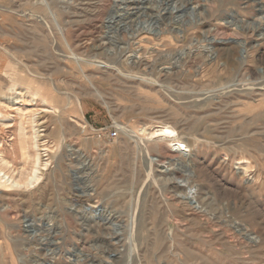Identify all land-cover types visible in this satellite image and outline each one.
Masks as SVG:
<instances>
[{
    "label": "rangeland",
    "instance_id": "obj_1",
    "mask_svg": "<svg viewBox=\"0 0 264 264\" xmlns=\"http://www.w3.org/2000/svg\"><path fill=\"white\" fill-rule=\"evenodd\" d=\"M55 1L0 0V159L11 173L0 174V264H264V245L249 249L226 227L247 224L264 244V0ZM220 38L239 43L208 42ZM138 52L144 67L128 68ZM25 89L50 106L17 99ZM35 108L47 165L26 186L15 182L33 151L19 147L18 128ZM162 124L190 143L194 170L161 164L129 137ZM112 129L117 141L100 137ZM190 170L204 213L175 197ZM211 214L225 226L208 225Z\"/></svg>",
    "mask_w": 264,
    "mask_h": 264
},
{
    "label": "bare ground",
    "instance_id": "obj_2",
    "mask_svg": "<svg viewBox=\"0 0 264 264\" xmlns=\"http://www.w3.org/2000/svg\"><path fill=\"white\" fill-rule=\"evenodd\" d=\"M55 1V0H54ZM66 1V0H65ZM119 1V0H118ZM137 1V0H136ZM142 1V0H141ZM56 2V1H55ZM61 2V0L59 1ZM64 2V1H63ZM170 2V1H169ZM187 3V2H186ZM49 4V3H48ZM118 7V6H117ZM63 8V7H62ZM86 8V7H85ZM88 8V7H87ZM120 8V7H119ZM122 8V7H121ZM150 9V8H149ZM179 10V9H178ZM8 11V10H6ZM73 13V12H72ZM95 13V12H94ZM101 13V12H100ZM174 13V12H173ZM122 14V13H121ZM171 14V13H170ZM116 15V14H115ZM260 17L264 18V14H263V11H260ZM114 17V16H113ZM238 17V15H237ZM240 17V16H239ZM236 18V17H235ZM154 19V18H153ZM200 19V17H199ZM72 20V19H71ZM87 20V19H86ZM57 21V20H56ZM176 21V20H175ZM146 22V21H145ZM139 23V22H138ZM176 24V23H175ZM116 25V24H115ZM133 25V24H132ZM263 25V24H262ZM120 26V24H119ZM68 27V26H67ZM61 28V27H60ZM237 28V27H236ZM261 29V28H260ZM216 30V29H215ZM219 30V29H218ZM138 31V30H137ZM252 31V30H251ZM132 32V31H131ZM160 32V30H159ZM178 32V31H177ZM239 32V31H238ZM88 33V32H87ZM90 33V32H89ZM181 33V32H180ZM220 34V33H219ZM77 37V36H76ZM130 38V37H129ZM259 40H264V25L262 26V30L261 32L259 33ZM178 39V38H177ZM119 40V39H118ZM122 40V39H121ZM120 40V41H121ZM144 40V39H143ZM205 41V40H204ZM127 42V41H126ZM208 42H210L211 46L212 44L214 43H218V44H228V43H234V44H237L239 43V41L237 39H233V38H230V39H223V38H220L219 40L217 39H210L208 40ZM141 44V43H139ZM143 44V43H142ZM241 45H243V47H246V42H241L240 43ZM239 44V45H240ZM120 45V44H119ZM147 45V44H145ZM144 45V46H145ZM192 45V44H191ZM140 47V46H139ZM199 47V46H198ZM202 47V46H201ZM73 49V48H72ZM210 50H212V48H209ZM244 49V48H243ZM246 49V48H245ZM3 50V48H2ZM6 50V49H5ZM4 50V51H5ZM141 50V49H140ZM151 50V49H150ZM139 51V50H138ZM152 51V50H151ZM134 52V51H133ZM137 52V51H136ZM140 52V51H139ZM134 53L133 55H129L126 59V62H125V65L128 67V68H132V69H140V67L144 64V60L141 61L140 64H136L134 65V60L135 59H138L139 58V54L140 53ZM148 52V51H147ZM161 52V51H160ZM184 52V51H183ZM213 52V51H212ZM152 53V52H151ZM159 53V51H158ZM150 54V53H149ZM160 54V53H159ZM165 54V53H164ZM187 54V53H186ZM213 54V53H212ZM141 55V58L143 57L142 54ZM148 55V53H147ZM151 55V54H150ZM166 55V54H165ZM181 55L182 54H179L180 58H181ZM8 59L11 60L12 62H10V64L12 66H10L11 68V74L9 75V83L11 85H17L21 78H20V73L17 72V70H15L16 68L14 67L15 66V61H18L20 62L14 55H7ZM147 57V56H146ZM162 57V56H161ZM217 57V54L214 53L212 55V60H215ZM76 58V57H75ZM78 58V57H77ZM76 58V60H77ZM140 58V59H141ZM142 60V59H141ZM95 61V59H94ZM2 62H6V59L3 57V56H0V63L2 64ZM131 62V63H130ZM138 63V62H136ZM168 63V62H167ZM111 64V63H110ZM170 64V63H168ZM131 65H134V66H131ZM164 65V64H162ZM108 66H109V63H108ZM113 64L111 65V68H112ZM106 67V66H105ZM117 67V66H116ZM115 67V68H116ZM144 67V65H143ZM146 67V66H145ZM165 67V66H164ZM171 67V66H170ZM107 68V67H106ZM110 68V69H111ZM114 68V69H115ZM113 69V70H114ZM118 69V68H117ZM167 69V67H166ZM181 69V67H180ZM112 70V69H111ZM120 70V69H119ZM161 70L163 71L164 69L161 68ZM160 70V71H161ZM116 71V70H115ZM120 72V71H119ZM121 73V72H120ZM162 73V72H161ZM151 74V73H150ZM113 75V74H112ZM132 75V74H131ZM135 76V75H134ZM148 78V77H147ZM119 80V78H118ZM134 80V79H133ZM122 81V80H121ZM141 81V80H140ZM1 85V84H0ZM243 84H236V85H231L229 88H233L234 91H242L243 87H242ZM131 86V85H130ZM135 86V85H134ZM139 86V85H137ZM136 86V87H137ZM141 86V85H140ZM160 87V86H159ZM202 87V86H201ZM178 88V87H177ZM143 89V87L141 88ZM164 89V88H163ZM162 89V90H163ZM250 89V88H249ZM26 91L22 90L18 97H16L17 99H25L26 97L27 98H30V102L31 104H34V105H37L38 101L40 102V104H45L47 106H50L49 105V102L47 99L43 98V95L41 94V92L39 90H35L33 93H30L27 89H25ZM96 90V89H95ZM147 90V89H146ZM152 90V89H151ZM154 90V89H153ZM168 90V89H167ZM176 90V89H175ZM171 91V89H170ZM96 92L101 96V93H99L98 90H96ZM166 92V91H165ZM175 92V91H174ZM142 93V92H141ZM144 93V92H143ZM149 93V92H148ZM152 93V91H151ZM167 93V92H166ZM165 93V94H166ZM170 93V92H168ZM206 93V92H205ZM163 94V92H162ZM172 94V93H171ZM225 94L224 92H222V95ZM206 95V94H205ZM151 96V95H150ZM159 96V95H158ZM161 96V95H160ZM168 96V95H167ZM204 96V95H203ZM202 96V97H203ZM209 95H207L208 97ZM212 97H214L212 94L210 95ZM148 97V96H147ZM211 97V98H212ZM163 98V97H161ZM206 98V97H205ZM1 99V98H0ZM3 101H5L7 103V105H12V102L13 100L9 99L8 97L5 98L3 97L2 98ZM103 99V98H102ZM153 99V98H152ZM215 99V98H214ZM190 100V99H189ZM204 100V99H203ZM208 100V99H207ZM206 100V101H207ZM2 101V100H1ZM160 101V100H159ZM164 101V100H163ZM194 101V100H193ZM165 103V101H164ZM192 103V102H191ZM197 103V102H196ZM200 103V101H199ZM3 104V102H2ZM166 104V103H165ZM202 104V103H201ZM200 104V105H201ZM199 105V104H198ZM46 106V107H47ZM81 106V105H80ZM195 106H197L195 104ZM190 107V106H189ZM193 107V106H192ZM191 107V108H192ZM252 107V105L250 106ZM254 107V106H253ZM48 108V107H47ZM165 108V107H164ZM256 108V107H255ZM254 108V109H255ZM160 110V109H158ZM194 110V109H193ZM204 110V108H203ZM253 110V109H251ZM202 111V110H200ZM167 112V111H166ZM38 114V109H31L30 110V113L29 114H21V118H22V123L20 125V127L18 128V145L19 147L21 148V150L26 151V150H32L33 151V155L30 156V168H29V172L27 173L26 175V178L25 179H22V178H19L20 180H17L15 183L16 184H21V182L23 181V183L26 185V186H33L35 185L36 183L39 182L40 180V172L41 170L46 167L47 165V161L44 160V157H46V155H44L48 149L45 148L46 146V141L43 140V135L41 134L42 130L38 129V123H36L37 121L35 120L36 119V115ZM206 114V113H205ZM208 114V113H207ZM163 115V114H162ZM173 115V113H172ZM178 115V114H177ZM169 116V114H168ZM147 117V116H146ZM145 117V118H146ZM238 117V116H237ZM25 118H29L28 121L25 120ZM242 118V117H241ZM184 119V118H183ZM238 119V118H237ZM254 119V118H253ZM252 119V120H253ZM180 120V119H179ZM185 121V120H184ZM240 121V120H239ZM243 121V120H241ZM160 122V121H158ZM186 122V121H185ZM248 122V121H247ZM143 123V122H142ZM252 123V122H251ZM156 124V123H155ZM159 124V123H158ZM179 124V123H177ZM182 124V123H181ZM134 125V124H133ZM157 125V124H156ZM145 127V126H144ZM177 129H175L173 126L171 125H168V124H162V125H159V126H153V127H145V128H141V129H136V128H132L130 129L129 131V134H130V138L134 140V143L141 149V151H143L144 153H146L148 156H151V152H155V153H158L160 156L158 160V162H163L161 164H164V165H172L173 166V163L174 165H182L184 164L183 166L186 167V168H190L191 170H194L195 166L194 164L195 163H192V161L190 160H187V154L191 152V147H190V143L185 141L180 135L179 133L176 131ZM181 130V129H179ZM187 130V129H186ZM219 130V129H218ZM192 133V132H191ZM190 133V134H191ZM215 133V132H213ZM219 133V131H218ZM194 136V135H193ZM196 136V135H195ZM222 136V135H221ZM186 138V137H185ZM189 138V137H188ZM197 138V137H196ZM214 138V137H212ZM219 138V137H218ZM187 139V138H186ZM199 139V138H198ZM148 141H153V143H150ZM190 141V140H189ZM212 142V141H211ZM240 142V141H239ZM243 142V141H242ZM248 142V141H247ZM215 143V142H214ZM220 143V142H219ZM238 143V142H237ZM226 144V143H225ZM192 145V144H191ZM247 145V143H246ZM175 146H178V148H174ZM228 146V145H227ZM232 146V145H231ZM251 146V144H249V147ZM254 146V145H253ZM224 147V145H223ZM222 147V148H223ZM226 147V146H225ZM224 147V148H225ZM233 147V146H232ZM255 147V146H254ZM221 148V147H219ZM218 148V149H219ZM243 148V147H242ZM247 148V146H246ZM227 149V148H226ZM236 150V148H234ZM228 150V149H227ZM232 150V148H231ZM70 151H73L75 152L74 149H72V147L70 146ZM222 151V150H221ZM229 151V150H228ZM72 152V153H73ZM203 152V151H202ZM227 152V151H226ZM229 153V152H228ZM245 153V152H244ZM22 154V153H21ZM176 154V155H174ZM79 156V155H78ZM82 156V155H81ZM79 158V157H78ZM152 158V156H151ZM181 159L182 161L179 162L178 164L175 163V161H179L177 159ZM83 159V158H82ZM162 159H165L166 161H162ZM5 160V158H4ZM2 158L0 159V174L2 172H9V169L8 167L6 166V160L4 161ZM232 160V159H231ZM198 161V160H197ZM245 161V160H244ZM153 162L151 160V163H149L150 165L152 164L153 165ZM83 164V163H82ZM242 164V163H241ZM81 165V163H80ZM240 165V164H239ZM84 166V164H83ZM92 166V165H91ZM243 166V165H242ZM180 167V166H179ZM244 167V166H243ZM182 168V166H181ZM246 169L249 168V164L246 163ZM84 169V168H83ZM177 169V168H176ZM240 169V168H239ZM95 170V169H94ZM175 170V169H174ZM190 170L189 174L187 175V178H184V179H187L188 181L190 182H185L186 184H188V187H186L187 191L184 190L185 192L183 193L182 191H180L181 194H179V192H177L175 194V197L176 198H179L180 201H182L183 203L185 202V204H187V207H190L192 208L193 211H197V212H203V208L204 207H199V204L198 202H194V198L193 199V189L195 188V186L193 185H190V184H193L194 182H196V180L198 179V176H196V171L195 174L194 172H192ZM182 171V170H181ZM245 171V170H244ZM81 172V171H80ZM91 172V171H90ZM93 172V171H92ZM166 172V171H165ZM184 172V171H183ZM6 174V173H5ZM9 176H11V173L9 172L8 173ZM79 172H78V176H79ZM182 174V173H181ZM84 175V174H83ZM184 175V174H183ZM5 176V175H4ZM85 177V176H84ZM176 179V177H174ZM178 178V177H177ZM78 180L82 179V177H77ZM183 179V180H184ZM181 184V183H180ZM195 184V183H194ZM264 185V181H261L260 185ZM182 185V184H181ZM178 186V185H177ZM176 186V187H177ZM186 186V185H185ZM170 187V186H169ZM180 187V186H179ZM173 188V187H172ZM177 189V188H176ZM184 189V188H183ZM169 191V190H168ZM176 191H179L178 189ZM195 192V191H194ZM166 193V192H165ZM195 194V193H194ZM174 199V198H173ZM174 202V201H172ZM177 203V202H176ZM198 204V205H197ZM102 207V206H101ZM98 208L97 206L95 208H98L96 210V214L93 216V221L94 222H98L97 220L98 219H102L105 215V209L104 208ZM179 208V207H177ZM182 208V207H180ZM88 210V209H87ZM109 210V209H108ZM82 211V210H81ZM84 211V210H83ZM87 212V211H86ZM91 212V211H90ZM82 213V212H81ZM89 213V212H88ZM93 213V212H92ZM108 213V212H107ZM204 213V212H203ZM110 214V213H109ZM208 214V213H207ZM90 215V214H89ZM106 216V215H105ZM110 216V215H109ZM109 216L106 218V220H109ZM200 216V215H199ZM207 216V215H206ZM91 217V216H90ZM92 218V217H91ZM204 218V217H203ZM89 219V218H88ZM177 220V218H175ZM219 219V220H218ZM174 221V220H173ZM233 222V221H232ZM231 222V223H232ZM169 223V222H168ZM235 222H233L234 224ZM99 224V223H98ZM113 224V223H111ZM207 224L208 225H211V226H225V222L222 221L221 222V219L218 218L215 214H211V216H207ZM226 224H228L226 222ZM237 224V225H236ZM235 225L233 226H236V228L234 227H231L230 225H226V227L229 228V232H231L233 235H238L241 239H244L245 242H247L248 244V247L249 249H259L261 248V246H263V242L262 240L258 243L256 242L255 240L251 239L250 237H248V229L250 228L247 224L246 225H243L239 222H236ZM115 226V225H113ZM125 226V225H124ZM111 227V226H110ZM130 227V226H129ZM94 228V227H93ZM177 227H175L176 229ZM128 229V228H127ZM132 231V226L129 228V231ZM178 229V228H177ZM97 230V229H96ZM120 230V229H119ZM118 230V231H119ZM218 236H221V235H218ZM103 237V236H101ZM107 237V236H106ZM100 238V237H99ZM123 238V237H122ZM174 237L170 238L173 240ZM223 238V237H222ZM232 236L231 234L226 236V240H229L231 239ZM97 239V238H96ZM104 239V238H103ZM100 240V239H98ZM120 241V240H119ZM124 241V240H123ZM174 242V241H173ZM231 243H233V241H230ZM112 244V243H111ZM264 250V249H263ZM85 255V254H84ZM18 259V258H17ZM197 260V258H196ZM199 260V259H198ZM157 261V260H156ZM84 264V263H83Z\"/></svg>",
    "mask_w": 264,
    "mask_h": 264
},
{
    "label": "built area",
    "instance_id": "obj_3",
    "mask_svg": "<svg viewBox=\"0 0 264 264\" xmlns=\"http://www.w3.org/2000/svg\"><path fill=\"white\" fill-rule=\"evenodd\" d=\"M100 137L107 139L108 141L115 142L120 138V135L118 130L112 129L104 133L101 132Z\"/></svg>",
    "mask_w": 264,
    "mask_h": 264
}]
</instances>
